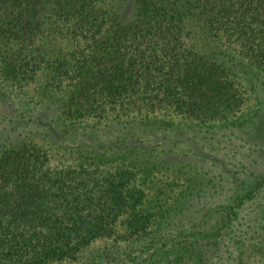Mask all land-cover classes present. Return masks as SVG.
<instances>
[{
	"label": "trees",
	"instance_id": "trees-1",
	"mask_svg": "<svg viewBox=\"0 0 264 264\" xmlns=\"http://www.w3.org/2000/svg\"><path fill=\"white\" fill-rule=\"evenodd\" d=\"M113 1L0 0V82L19 89L16 102L0 93V108L9 106L0 264H72L96 240L109 251L93 264L107 254L120 257L109 264L208 263L203 238L191 241L184 229L153 239L202 188L167 195L182 168L171 161L188 153L174 150L171 120L195 127L235 117L242 67L234 58L264 78V0H131L134 17L125 22ZM189 24L218 52H190ZM159 116L169 120L162 130L138 134ZM17 127L26 131L13 144ZM109 172L118 173L115 183Z\"/></svg>",
	"mask_w": 264,
	"mask_h": 264
},
{
	"label": "rangeland",
	"instance_id": "rangeland-1",
	"mask_svg": "<svg viewBox=\"0 0 264 264\" xmlns=\"http://www.w3.org/2000/svg\"><path fill=\"white\" fill-rule=\"evenodd\" d=\"M109 4L114 8L118 7L117 10L120 9L121 22L134 17L133 1L115 0ZM186 27L187 34L183 36L190 52L199 57L218 52L219 46L203 38L196 26L189 24ZM234 59L240 68L242 67L238 80V87L242 91L240 108L236 109L234 118L218 123L205 121L203 126L195 127L185 123L180 116L171 120L173 126L171 125L170 134L176 143L174 150L178 154L183 151L188 153L183 154L185 157L176 156L171 161L172 165L182 168L178 173V180L173 186H168L167 195L169 193L170 197L173 196L180 186L189 189L198 184L202 188L196 194V200L192 199L185 204L186 207H181L177 217L171 218L168 214L167 227L160 228L152 235L155 237L153 239L162 242L164 235L172 237L174 233L184 229L192 238L191 241L203 238L198 244L199 250L208 255V263L205 264H264V92L260 90L264 91V78L243 59ZM10 86L9 82H0V93L9 94V100L16 102L17 98L11 94L19 89ZM22 90L25 91L24 88ZM4 104H1L0 108V135L5 122L2 113L9 109L7 103ZM165 120L169 121L159 116L158 121L146 123L148 127L139 129L138 134L152 138L151 133L161 129V121ZM25 131L21 127L13 131V144L24 137ZM183 131L184 137L188 139H181L178 135ZM26 139L27 143L31 141L40 145L39 138L31 139L26 136ZM43 145L48 147L49 144ZM193 146L195 150L192 149ZM183 147L186 150H183ZM54 153L56 151L51 152ZM144 159L147 158L142 156V160ZM117 176L119 175L116 172L107 174V177L113 180L112 183L118 179ZM136 177L138 175L134 174L133 179ZM225 216H230L227 229L222 227L221 223L224 222ZM168 249V244H165V252H168ZM103 251H109L108 247L103 241L96 240L82 249L72 264H93L95 257ZM156 255L159 253L156 252ZM113 256L107 254L101 264H109L111 258L120 260V257ZM130 262L135 264L137 260L131 259ZM122 264L128 263L124 261Z\"/></svg>",
	"mask_w": 264,
	"mask_h": 264
}]
</instances>
